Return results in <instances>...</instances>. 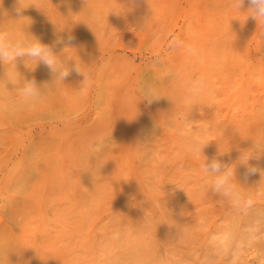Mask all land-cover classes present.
Instances as JSON below:
<instances>
[{
  "label": "rangeland",
  "instance_id": "rangeland-1",
  "mask_svg": "<svg viewBox=\"0 0 264 264\" xmlns=\"http://www.w3.org/2000/svg\"><path fill=\"white\" fill-rule=\"evenodd\" d=\"M14 1L0 23H31L48 45L71 35L92 76L81 89L72 72L34 107L0 82V264H264V174L237 166L247 205L203 172L205 157L232 164L264 143V23L230 0H89L94 18L85 0H24L36 8L18 22ZM17 71L54 87L42 63ZM189 78L211 95L185 96ZM193 103L190 123L173 119ZM192 132L203 154L187 150ZM249 164L264 169V154Z\"/></svg>",
  "mask_w": 264,
  "mask_h": 264
},
{
  "label": "clouds",
  "instance_id": "clouds-1",
  "mask_svg": "<svg viewBox=\"0 0 264 264\" xmlns=\"http://www.w3.org/2000/svg\"><path fill=\"white\" fill-rule=\"evenodd\" d=\"M85 3L86 7L83 11L87 10L88 15L94 18L95 11L89 8V0H85ZM245 3L248 4V8L246 11H242ZM0 7H2V0H0ZM29 7H35V5L26 7L24 5V0H16L14 11L17 19L12 20L18 22L22 21L23 18H25L22 12ZM230 7L246 14L245 20L248 17H252L257 21L258 25L264 23V0H230ZM113 12H116V9L114 7H109L107 9L106 19L108 15ZM5 13L7 12L3 14L5 15ZM65 18L67 19V23L71 20L70 15ZM30 24L21 29H16L14 27H6L0 23V64L4 66L7 64L9 68L14 69L12 74L6 71L4 78L0 79V82H11L15 86L14 90L19 97V106L34 107L41 103L48 92L53 90L58 83L64 84V81L72 72L84 77L83 84L80 88L85 89L91 79L92 73L84 70L88 65L81 62L77 55L76 48L72 46L74 37L69 35L67 42L58 37L54 45L44 44L38 37L30 33ZM55 45H64L60 53L54 50ZM70 49L75 50V55L67 51ZM188 51L191 53L193 49L189 48ZM20 58H23L25 66L30 70L35 69V67L41 63L49 68L55 77L54 87H50L48 84L38 85L34 78L26 79L21 76L17 71V61ZM70 61L72 62L71 65L69 64ZM46 85L47 87H45ZM183 90L184 95L193 100L206 94L211 95V90L205 78H200L198 80L194 78L185 79L183 81ZM160 98L161 96L155 88L146 90L145 99L149 103ZM193 105L197 104L193 103L188 111L173 113V119L181 124L190 123L187 116ZM207 105L210 107L213 106L211 104ZM206 145L202 144V139L198 133L192 132L188 137L186 148L191 154L198 155L203 154V148ZM229 152L230 151L221 153L219 151L218 155L210 160L204 156L203 172L205 173V179L210 181L209 189L215 194H218L222 199L229 200L236 204L241 203L243 200L245 204L251 205V199L244 200L242 194L237 189V185L241 184L238 183L236 179V168L238 165H245L247 166L248 175L255 174L259 171L262 177L264 169L250 165L249 160L252 159L254 155L255 158L259 159L260 155L264 154V143L254 142V150L241 151L238 159L232 164H227L219 158ZM249 152L251 153L250 155L248 154ZM176 187L179 188L178 186Z\"/></svg>",
  "mask_w": 264,
  "mask_h": 264
},
{
  "label": "bare ground",
  "instance_id": "bare-ground-1",
  "mask_svg": "<svg viewBox=\"0 0 264 264\" xmlns=\"http://www.w3.org/2000/svg\"><path fill=\"white\" fill-rule=\"evenodd\" d=\"M14 2H15V1H14ZM5 11H6V10H5ZM0 13H1V11H0ZM30 21H31V18H30ZM31 22H34V21H31ZM33 24H34V23H32V25H31L32 27L34 26ZM14 26H15V25H14ZM29 31H32V33H33V30H32V29L29 30Z\"/></svg>",
  "mask_w": 264,
  "mask_h": 264
}]
</instances>
